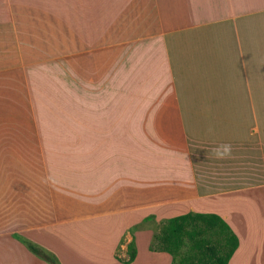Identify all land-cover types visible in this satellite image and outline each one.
Listing matches in <instances>:
<instances>
[{
    "label": "crops",
    "instance_id": "0c3cea01",
    "mask_svg": "<svg viewBox=\"0 0 264 264\" xmlns=\"http://www.w3.org/2000/svg\"><path fill=\"white\" fill-rule=\"evenodd\" d=\"M127 1L81 9L80 38L68 8V46L84 47L21 67L46 178L80 196L59 202L58 218L145 213L151 218L115 247L134 240L149 248L165 214L191 215L182 208L264 188V0ZM146 12L158 30L118 39ZM56 21L48 22L53 29ZM220 143L232 145V158L212 156ZM99 236L44 249L58 264H118L107 260L116 248Z\"/></svg>",
    "mask_w": 264,
    "mask_h": 264
},
{
    "label": "rangeland",
    "instance_id": "374dc122",
    "mask_svg": "<svg viewBox=\"0 0 264 264\" xmlns=\"http://www.w3.org/2000/svg\"><path fill=\"white\" fill-rule=\"evenodd\" d=\"M129 4L138 6L132 0L127 1L126 5ZM113 6L115 0H0L1 264L4 254L9 253L12 254L9 264H32L31 260L37 264H51L46 259L58 264L44 248H79L83 239H99V234H104L102 239L113 248L119 242L123 243L125 231H139L142 223L151 218L138 212L122 216V219L111 216L100 222L58 218L57 214L62 210L58 203L69 198L77 201L80 196L52 185L46 178L33 110L22 74L24 64L55 52L68 51L69 47H84L68 46V8L72 12L71 32L80 38L75 33L78 25L74 16L80 15L81 9H94L99 13L101 10L110 11ZM143 16L136 31L125 23L123 36L118 39L158 30V25H151L147 12ZM52 18L58 20L55 29L48 23ZM53 34H59V40L53 38ZM182 209L183 212H193L190 213L192 216L195 211L204 215L215 213L229 225L238 239V247L228 264H264V188L230 192L202 204H188ZM168 216L165 214L160 225L153 230L157 233L149 248H136L133 240L127 248L108 249L107 260L131 264L127 261L130 251L134 250L132 264H214V257L224 250L225 233L218 227L208 228L201 220H194L186 227L191 236L184 234L177 243L168 227ZM131 235L135 238L134 234ZM8 248L11 252L3 251Z\"/></svg>",
    "mask_w": 264,
    "mask_h": 264
},
{
    "label": "trees",
    "instance_id": "16d2710c",
    "mask_svg": "<svg viewBox=\"0 0 264 264\" xmlns=\"http://www.w3.org/2000/svg\"><path fill=\"white\" fill-rule=\"evenodd\" d=\"M194 220H201L208 228L218 227L222 233H225L226 236L224 239V243L222 245V248L224 250H222L220 255L214 257L213 263L214 264H228L230 258L232 257L235 249L238 246V239L230 231V228L228 227V225L216 215L196 214L195 216H191V215L186 214V215L177 216L175 218L168 220V227L170 229V232L174 240L177 243L180 242L181 237L184 234L190 237L192 233L187 232L186 227H188L189 224ZM196 249H200V248H196ZM134 258H135V251L131 250L129 254V259L127 262H132ZM46 260L49 261L51 264H54L53 261L49 259H46Z\"/></svg>",
    "mask_w": 264,
    "mask_h": 264
},
{
    "label": "clouds",
    "instance_id": "9594fccd",
    "mask_svg": "<svg viewBox=\"0 0 264 264\" xmlns=\"http://www.w3.org/2000/svg\"><path fill=\"white\" fill-rule=\"evenodd\" d=\"M211 131V129H209ZM212 156L218 160L232 158V145L230 143H220L210 149Z\"/></svg>",
    "mask_w": 264,
    "mask_h": 264
}]
</instances>
